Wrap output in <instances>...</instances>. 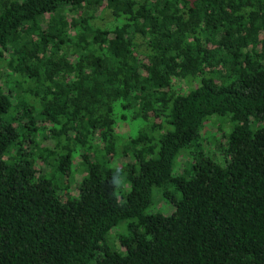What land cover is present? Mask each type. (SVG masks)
<instances>
[{"label": "trees", "instance_id": "1", "mask_svg": "<svg viewBox=\"0 0 264 264\" xmlns=\"http://www.w3.org/2000/svg\"><path fill=\"white\" fill-rule=\"evenodd\" d=\"M0 264H264V0H0Z\"/></svg>", "mask_w": 264, "mask_h": 264}, {"label": "rangeland", "instance_id": "2", "mask_svg": "<svg viewBox=\"0 0 264 264\" xmlns=\"http://www.w3.org/2000/svg\"><path fill=\"white\" fill-rule=\"evenodd\" d=\"M204 151H205V153H208L210 156L215 157V155L212 153V151L209 148H204ZM74 190L75 189H73V193L75 194L76 192ZM157 199H159V200H157ZM152 210L153 211H161V212L163 211L164 214H169L172 211V208L170 206V203H168L167 201H165V200H163L161 198L160 193H158L156 191H153V193H152V203L149 206V208L147 209V211L148 212H151ZM128 221H129L128 219H126L124 221H121L117 226H115L114 228H112L109 231L108 235H107L108 236L107 239L108 240L111 239L113 241V240H115V237L114 236H117L120 233L125 232L126 231V229H125L126 222H128ZM114 244H115L116 247H119L118 242L115 241Z\"/></svg>", "mask_w": 264, "mask_h": 264}]
</instances>
